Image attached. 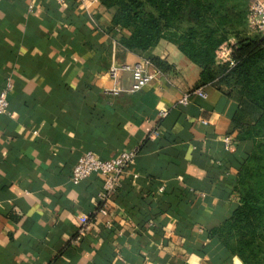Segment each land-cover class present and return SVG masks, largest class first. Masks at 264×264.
Returning a JSON list of instances; mask_svg holds the SVG:
<instances>
[{
    "label": "crops",
    "instance_id": "obj_1",
    "mask_svg": "<svg viewBox=\"0 0 264 264\" xmlns=\"http://www.w3.org/2000/svg\"><path fill=\"white\" fill-rule=\"evenodd\" d=\"M113 8L101 0H0V85L12 82L8 112L0 113V264H243L207 233L230 215L234 177L252 146L238 137L234 93L201 81L198 64L166 38L145 50L126 47ZM233 35L218 45L225 59L214 54L213 63L230 62ZM143 56L159 72L136 90L111 92L129 84L130 72L119 68L112 78L109 65ZM196 85L204 95L176 101ZM131 145L138 153L107 213L71 240L92 213L101 175L71 182L69 166L83 149L103 157Z\"/></svg>",
    "mask_w": 264,
    "mask_h": 264
},
{
    "label": "trees",
    "instance_id": "obj_2",
    "mask_svg": "<svg viewBox=\"0 0 264 264\" xmlns=\"http://www.w3.org/2000/svg\"><path fill=\"white\" fill-rule=\"evenodd\" d=\"M101 1L114 7L111 19L126 33L122 37L126 47L145 50L166 38L198 64L201 81L230 86L239 105L233 117L238 137L251 139L252 146L234 177L237 198L230 215L207 233L243 264H259L264 259V33H238L222 0ZM229 33L237 38L230 45L232 63H213L214 48ZM135 150L137 154V146ZM251 160L259 162L255 171H250Z\"/></svg>",
    "mask_w": 264,
    "mask_h": 264
},
{
    "label": "built area",
    "instance_id": "obj_3",
    "mask_svg": "<svg viewBox=\"0 0 264 264\" xmlns=\"http://www.w3.org/2000/svg\"><path fill=\"white\" fill-rule=\"evenodd\" d=\"M248 8L249 11L247 13V19L249 23L256 31L264 33V2L262 0H252ZM226 55L227 51L220 55L222 58L221 60H224ZM228 59L230 63H232V59L229 57ZM119 68L127 69L130 72V82L126 87H122L120 85L112 86L110 88L111 92H116L117 89L136 90L159 72L157 68L153 67L152 65L150 66V61L145 56L136 59V61L130 64L119 63L116 65L111 63L107 68V72L112 78H115ZM11 86L12 82L8 77L4 79L0 85V113L8 112L7 92ZM195 92L201 95H204L205 93L200 85H196L195 87L182 91L181 94L176 98V101L185 103L188 100L189 94ZM157 110L160 116L167 112L165 108H159ZM32 131L34 130L32 129ZM155 132L156 130L152 129L150 134ZM233 140L234 138L231 134L225 135L222 138L224 147L229 149L233 143ZM135 147V145L122 147L116 154L103 157L97 156L90 149H83L76 157L75 161L69 166L68 178L71 182H78L82 177L86 176L90 172H96L101 175L100 187L96 193L97 200L95 206L92 208V213L89 217L82 219L76 228V234L71 240L80 237L83 233L89 230L91 224L93 221H96L98 215H104L107 213L108 209L106 206V200L109 194L119 183L121 174L123 171H125V167L134 159L137 152Z\"/></svg>",
    "mask_w": 264,
    "mask_h": 264
},
{
    "label": "rangeland",
    "instance_id": "obj_4",
    "mask_svg": "<svg viewBox=\"0 0 264 264\" xmlns=\"http://www.w3.org/2000/svg\"><path fill=\"white\" fill-rule=\"evenodd\" d=\"M252 0H222L223 5L228 8V10L230 11V15L231 17V23H233V27L238 30L241 31L243 28L246 29L247 26L249 27V29L256 31L254 29V27H252V25L249 23L248 19H247V13L249 11V5L251 3ZM241 12V14H237L236 12ZM242 16L241 19H239V17ZM228 36H230L228 38V40H234L235 36L233 35V33H229ZM227 36V37H228ZM227 40L226 44L229 42ZM227 45L223 46L226 47ZM227 48V47H226ZM227 51V49L225 48H218V46L215 48L214 53L216 54V57L221 60V56L223 53H225ZM223 63V62H220ZM256 163H259L257 160L254 161H250L249 165H250V171H255V169L258 168V166H256ZM262 164H263V169L262 172H264V157L262 158ZM249 171V173H250ZM261 256H264V253H261ZM259 264H264V259H260Z\"/></svg>",
    "mask_w": 264,
    "mask_h": 264
}]
</instances>
